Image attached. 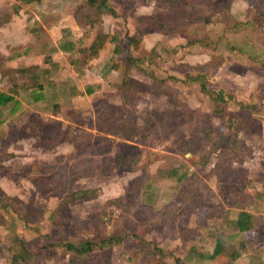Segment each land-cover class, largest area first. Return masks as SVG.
<instances>
[{"label":"rangeland","instance_id":"rangeland-1","mask_svg":"<svg viewBox=\"0 0 264 264\" xmlns=\"http://www.w3.org/2000/svg\"><path fill=\"white\" fill-rule=\"evenodd\" d=\"M80 4L0 0L19 9L0 28V54L13 47L0 91H16L0 109V224L36 246L32 264H69L61 250L41 249L50 242L108 235L124 240L79 264H229L198 261L218 239L236 262L264 264V206L248 204L264 188V0H109L118 16L86 11L93 25L83 27ZM137 26L147 33L132 55L156 80L130 69L123 95L124 54L111 59L114 44L103 37ZM96 37L105 44L94 54ZM14 67L29 68L42 90ZM196 74L232 97L220 115L197 83L183 81ZM32 112L59 122L64 143L11 141L10 126ZM240 209L252 214L251 229L235 235ZM13 244L0 229V264H10Z\"/></svg>","mask_w":264,"mask_h":264},{"label":"trees","instance_id":"trees-1","mask_svg":"<svg viewBox=\"0 0 264 264\" xmlns=\"http://www.w3.org/2000/svg\"><path fill=\"white\" fill-rule=\"evenodd\" d=\"M18 1L21 3L27 4L31 2H37L38 0H18ZM108 1L109 0H85L84 5L76 6L75 13L81 12L80 17L77 21V24L79 23V26L84 25V24L87 26L93 25L92 18H91L92 16L86 13V11H92L95 16H99V17L107 14L109 16H113L116 18L118 16V12L116 10L114 11L112 7L108 6ZM170 1H174V0H170ZM181 1H182V5L189 6V4L193 0H181ZM229 4L230 3L227 4V7H229ZM123 24L126 25L125 23ZM146 33L147 32L145 30H142L140 27L137 26L132 33L126 32L119 40L117 39L116 36L103 37V38L108 39L109 42L114 44L113 50L111 51L112 52L111 59H114L119 54H122V53L124 54V67L122 71V80L120 83V91L123 95L127 91L126 89L127 86H129L127 85V80H128L127 75L130 69H134V70L144 73V75L149 77L151 80H154V81L156 80L154 77V74L151 71L146 72V70L141 69V66L138 65V64H144L143 62L144 59L136 58L132 55V52L134 51H132L133 49L131 48V46L134 47L136 43H139L142 39V36L145 35ZM103 38L96 37V39H94V42L91 43L90 48L93 49L92 51L94 54L97 53L102 48H104L105 43H104ZM96 40L98 41L95 42ZM146 64H147V61H146ZM263 69H264V65H263ZM28 70L29 69L17 70V71L18 72H29ZM29 74L31 78L35 77V75H33L32 73H29ZM165 79L175 80L176 78L167 77ZM184 80L197 83L199 87V91L202 94L207 95L211 99V102L215 104V106L213 107L214 110L212 111V114L214 116L220 115L221 113V108L220 106L218 107V104L220 103L225 104L227 101H230V100L233 101L232 97L228 94H225L223 91L221 90L214 91L210 89L208 87L207 81L205 80L204 74H196L194 76L185 75L183 81ZM32 86L38 87V88L41 87L39 84H35ZM86 93L88 94L89 91H87ZM12 101H14L12 97L5 95L3 93H0V108L8 105ZM239 107L245 108L246 106L239 104ZM49 123L54 124L57 127L55 128V127L46 125ZM49 123L44 122L37 113L32 112L28 115L26 121L19 127L11 125L9 128V133L7 137L11 141H16L19 138H36L37 136L40 139V135H41V139L42 138L45 139V142L47 143L48 142L53 143V144H59L61 142L64 143V139H61V137L63 136V133L61 130V124L57 121H50ZM42 126L45 128L43 129ZM14 130H17V132L20 133L19 137H13V138L11 137V132H13ZM234 147L235 146H233V148ZM239 160L240 158L237 157V161ZM175 176H176L175 173L169 174V177L171 178ZM77 194L79 196H86L89 193L88 191H80ZM252 198H250V200L248 201L249 205H251L253 201ZM2 208L5 209V207H2ZM250 221H251V216L248 212H246L245 210H241V209L238 210L235 221L233 222L234 223V227H233L234 234H240V233L250 230L251 228ZM0 229L4 232H9L10 234H12V239L14 241L13 245H15L16 243L15 251L13 250V247L7 248L9 252L13 253L12 256L10 257V264H15L18 262L20 264H32L34 260L38 259V254L35 253L36 246L18 239L13 233L14 231H13L12 226L3 227L0 224ZM123 240H124V237H121L120 235H108L100 239L98 243H94L90 240H84L79 243L50 242L48 244H45L44 246H41V249L45 250V249L57 248L61 250L65 255L68 256L69 264H79L82 258L93 253L95 249L101 251L104 248H110L112 246H117L118 244L122 243ZM221 252H224L231 262L234 261V257L231 256V253L229 254L225 251V249H223L221 241L220 242L216 241L212 250L208 254H205L204 252H203L204 254H202L201 252H197V254H198V259L201 257V258H204V260L211 261L216 256L220 255ZM231 262L229 264H231Z\"/></svg>","mask_w":264,"mask_h":264},{"label":"crops","instance_id":"crops-1","mask_svg":"<svg viewBox=\"0 0 264 264\" xmlns=\"http://www.w3.org/2000/svg\"><path fill=\"white\" fill-rule=\"evenodd\" d=\"M12 2L13 1H15V2H17L18 3V5H20V6H31V5H40V3H41V1L42 0H38L37 2H31V3H21V2H19L18 0H11ZM80 5H84V4H80ZM78 6V5H77ZM17 10H19V9H15V12L17 11ZM15 12L14 11H8V10H3L2 8H1V6H0V28H2V27H4V26H6L8 23H10L11 21H12V19H13V16H14V14H15ZM80 17V16H79ZM79 19V18H78ZM77 19V20H78ZM5 21V22H4ZM76 25H77V21H76ZM79 25V24H78ZM77 25V26H78ZM83 26H87V25H80V27H83ZM103 49V48H102ZM101 49V50H102ZM13 50V47H11L10 48V51H9V53H11V51ZM100 50V51H101ZM0 52L2 53V51H1V48H0ZM9 53H7V54H4V55H1L0 54V70L1 69H4L5 67H13V66H11V64H5L6 66H4V62L5 63H7V62H10L9 61V57H8V54ZM111 56H112V54H111ZM39 68V67H38ZM12 69H16V70H27V69H29V68H27V67H25V68H22V67H19V68H17V67H14V68H12ZM42 72L43 73H45V74H49L48 73V71L47 70H42ZM23 73V72H22ZM25 73H29V72H25ZM33 74V73H32ZM4 74H2L1 75V71H0V79L1 80H3L4 78H6V76H3ZM34 75V74H33ZM77 75H80V74H78L77 73ZM37 75H35V77L34 78H31V80H32V83H31V85H35V84H39L41 87L40 88H38L37 87V90H42V83L41 82H39V81H37ZM7 84L8 85H10V83H9V81H7ZM12 88V87H11ZM91 91V90H90ZM89 91V92H90ZM16 92V91H15ZM14 92V90H7L6 92H1L0 91V93H3V94H5V95H8V96H10V97H12L13 98V100H14V95H16V93ZM91 94V92L90 93H88V95H90ZM14 104L15 103V100L14 101H12V102H10L9 104ZM8 104V105H9ZM8 105H6V106H4V107H2V108H0V109H3V108H6V107H8ZM35 113V112H34ZM263 126H264V124H263ZM261 128H262V124H261ZM261 128H260V130H261ZM253 198V201H252V203H251V206H253V204H255L256 202H257V204L258 205H262V206H264V188L263 189H261V192H256V194L255 195H253L252 196ZM259 201V202H258ZM246 212H248L249 214H250V216L252 215L251 213H250V211L248 210H245ZM251 220H252V216H251ZM251 229V228H250ZM250 230H248V231H245V232H249ZM244 232V233H245ZM244 233H242V234H244ZM236 235V234H235ZM231 238V237H230ZM224 240L225 241H227V240H229V237H226V238H224ZM216 241H219L220 242V240L218 239V240H215V242ZM262 254H264V252L262 253ZM221 255V256H220ZM220 255H218V256H216L213 260H211V261H214L216 258H218V257H222V256H224V257H227V255L224 253V252H221V254ZM231 256H233L232 254H231ZM198 257V256H197ZM234 257V261H230L231 262V264H240L239 262H236L235 261V259H236V256H233ZM249 261H250V259H249V257L247 258ZM198 261H200V262H202V261H207V260H204V258H199L198 259ZM208 262V261H207Z\"/></svg>","mask_w":264,"mask_h":264}]
</instances>
